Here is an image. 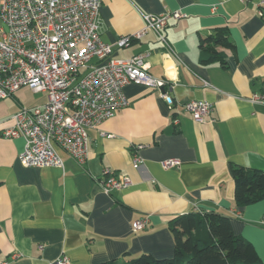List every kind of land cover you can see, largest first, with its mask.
<instances>
[{"label": "crops", "instance_id": "1", "mask_svg": "<svg viewBox=\"0 0 264 264\" xmlns=\"http://www.w3.org/2000/svg\"><path fill=\"white\" fill-rule=\"evenodd\" d=\"M258 1L100 0V39L112 46L111 57L144 56L149 74L166 86L126 85L128 106L88 129L83 165L55 147L62 169L23 167L17 155L24 140L0 134V264H54L62 256L69 264H125L140 254L172 258L168 220L199 211L228 216L231 231L264 264V199L234 205L229 167L264 171V104L248 102L264 92V5L259 16ZM139 11L184 14L167 21L168 46L151 30L116 46L143 28ZM219 27L227 29L232 47L215 48L223 64L219 57L201 65L199 41ZM161 92L172 97L170 106ZM45 97L22 88L0 99V132L14 114L43 105ZM194 100L213 106L201 123L183 105ZM167 159L179 164L163 170ZM104 171L128 177L130 185L105 193L96 182ZM143 218L146 226L133 232V222Z\"/></svg>", "mask_w": 264, "mask_h": 264}, {"label": "built area", "instance_id": "2", "mask_svg": "<svg viewBox=\"0 0 264 264\" xmlns=\"http://www.w3.org/2000/svg\"><path fill=\"white\" fill-rule=\"evenodd\" d=\"M99 5L100 0H0V99L22 88L45 93L47 98L43 105L18 111L11 117L10 126L0 132L2 138L24 140L17 155L23 167L62 169L55 147L83 165L88 157V129L96 128L128 106L123 95L126 85L140 84L151 90L166 86L164 80L149 74L144 56L111 57L112 46L100 39ZM263 5L264 0L256 3L259 16L263 15ZM139 14L143 28L119 39L117 47L127 46L149 30L168 46L163 34L167 21L184 17L179 11ZM160 95L167 106L173 103L168 93ZM248 100L264 104V92L254 93ZM183 105L196 123L203 122L213 110L207 101L194 100ZM132 158L138 168L140 159ZM178 164L177 160L167 159L161 167L165 170ZM96 182L107 194L130 185L128 177L108 171ZM147 220L134 221L132 231L143 229ZM18 257L12 255L11 260ZM68 262L62 256L54 264Z\"/></svg>", "mask_w": 264, "mask_h": 264}, {"label": "trees", "instance_id": "3", "mask_svg": "<svg viewBox=\"0 0 264 264\" xmlns=\"http://www.w3.org/2000/svg\"><path fill=\"white\" fill-rule=\"evenodd\" d=\"M225 27L213 28L199 41L202 64L220 57L216 47L231 48ZM234 185V205L245 207L264 199V171L229 166ZM168 230L173 240L172 258L155 259L149 254H140L125 264H263L250 243L233 233L230 218L216 212H188L168 220ZM100 264H117L108 261Z\"/></svg>", "mask_w": 264, "mask_h": 264}]
</instances>
